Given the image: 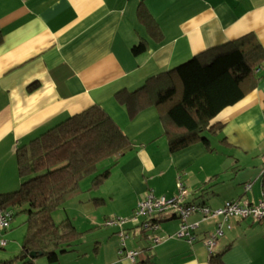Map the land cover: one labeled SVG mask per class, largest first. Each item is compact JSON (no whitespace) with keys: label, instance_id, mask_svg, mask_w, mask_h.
<instances>
[{"label":"crops","instance_id":"0c3cea01","mask_svg":"<svg viewBox=\"0 0 264 264\" xmlns=\"http://www.w3.org/2000/svg\"><path fill=\"white\" fill-rule=\"evenodd\" d=\"M141 4L158 22L161 41L140 21ZM248 33L264 46V0H0V194L21 186L19 147L93 106L103 108L136 146L94 188L120 175L114 190L128 189L124 197L129 199V212L101 218L98 212L105 198L82 199L83 192L70 199L65 210L79 198L85 215L81 222L68 217L85 232L82 243L60 253L57 262L38 257L35 264H134L120 257L117 229L106 227V221L130 216L150 191L174 197L179 180L190 191L188 201L212 208L227 200L257 203L262 198L264 67L258 87L212 120L221 127L217 135H209L210 150L197 143L171 152L158 109L151 106L131 118L117 97L141 87L151 75ZM142 39L148 48L136 54L133 46ZM217 136L221 140L215 146L212 137ZM234 181L241 189L228 184ZM246 183L252 184L249 190ZM228 187L234 196L221 200L218 193ZM189 221L199 222L193 243L169 237L181 224L170 218L161 223L163 243L148 250L134 225L128 227L126 245L142 250L143 257L147 251V264H209L204 238L214 232L216 220H203L196 213ZM228 224L231 228H223L214 251L223 253L226 264H264V223L249 217L232 218ZM7 232L0 230V240Z\"/></svg>","mask_w":264,"mask_h":264},{"label":"trees","instance_id":"16d2710c","mask_svg":"<svg viewBox=\"0 0 264 264\" xmlns=\"http://www.w3.org/2000/svg\"><path fill=\"white\" fill-rule=\"evenodd\" d=\"M138 15L153 37L161 41L158 22L144 4L139 6ZM147 48L145 39L133 46L136 54ZM263 67L264 46L254 33H248L151 75L141 87L120 92L117 97L131 118L145 108L158 109L171 152L197 143L210 150V136L217 135L221 127L219 122L212 120L258 87ZM135 149L134 142L99 106L58 122L29 144L19 147L17 163L21 186L0 194V207L13 211L12 220L24 213L27 229L20 252L0 259V264H35L38 257L57 262L60 253L75 250L82 243L85 232L79 231L68 217L57 222L55 211L83 192L84 178L92 176L91 188L99 187L111 176L113 168ZM106 160H112L111 165L101 168ZM186 203L207 205L188 201V197ZM170 218H178L183 223L176 211L157 214L160 224ZM141 221L145 220L130 223L128 227L137 226L149 244L148 250L164 242L150 239L153 232L143 229ZM187 222L193 223L189 217ZM197 228L193 230L196 236ZM158 232L160 234L161 229ZM142 254L134 264H147L150 254L147 251L144 257ZM222 256V252H211L209 264H226Z\"/></svg>","mask_w":264,"mask_h":264},{"label":"built area","instance_id":"2783aa9c","mask_svg":"<svg viewBox=\"0 0 264 264\" xmlns=\"http://www.w3.org/2000/svg\"><path fill=\"white\" fill-rule=\"evenodd\" d=\"M251 183H246L245 188L249 190ZM177 194L172 198L165 196H157L153 191L148 192L145 198L141 199L134 212L127 217H112L106 221V226L116 227L118 235L121 240V246L119 248V254L128 258L131 262L135 263L140 257L142 252L138 249H128L126 241L129 238L128 224L140 222L143 229L152 231L153 234L149 235V238L154 242L159 243L166 240V237L159 234L161 224L157 220V214L160 212L176 211L182 218L183 223L181 228L175 234L169 237L187 238L189 242H193L196 239V235L193 230L199 226V222L189 223L188 217L196 212H201L203 220L215 219L216 228L214 232L204 240L208 250L214 252L217 245L218 238L223 234V228H231L228 224L229 220L233 217L252 218L255 221L264 223V194L257 203H251L248 200L237 199L227 200L225 204L220 208H212L207 205L200 204H187L186 198L190 195L189 189L185 184L179 180L177 183ZM13 218V211L0 207V230L6 231L11 226ZM7 244L6 239L0 240V245L5 246Z\"/></svg>","mask_w":264,"mask_h":264},{"label":"rangeland","instance_id":"374dc122","mask_svg":"<svg viewBox=\"0 0 264 264\" xmlns=\"http://www.w3.org/2000/svg\"><path fill=\"white\" fill-rule=\"evenodd\" d=\"M212 139H213V143L216 146V145H219V143H220L219 141L221 140V136L212 137ZM223 146L224 145H221L219 150H221V148ZM111 162H112V160L104 161L101 164V168L108 167L109 165H111ZM117 175H118V173H117ZM119 176H117L115 178H112L109 181H107V183H105V185H103V187L100 188L99 190H95L96 188L90 190V186H91V182H92L91 179L93 178L92 176H88V177L84 178L83 181H82V183H83L82 184V189H83V192L85 193V195L81 196L82 199L87 198L88 195L90 197H95V198L96 197H99V198L103 197V198L106 199V204L105 205H101L100 209H99V212H98V215L101 218L104 217V215L113 216V215H120V214H124L126 212H129V211H126L129 208V207H127L129 199L127 200V198L124 197L125 196L124 194L127 193L128 189L124 190L123 188H120V189H123L124 191H122V190L118 191L117 189L114 190L115 184L120 178ZM228 184H234L235 185L234 188H240V185L237 182H235V183H230L229 182ZM216 188H217V186L215 187V189ZM218 195H220L219 198L221 200L225 196H234L233 189L229 188V187L228 188H223V190L220 191L218 193ZM78 200H79V198H75L72 201H70L68 203L67 210H65V207L62 206L60 209L55 211V214H54L55 220L57 222H60L62 220V218L64 219L66 217H69V215L73 219H76V220H78L80 222L82 221L81 218L85 219V215L81 211L82 207H79L80 203L78 202ZM130 202H133V200H130ZM224 204H225V202H223L222 205L220 204L221 206H218V207H215V208H220ZM94 215H96V214H94ZM117 217H124V216H117ZM26 219H27V216L24 213H19L11 221L10 229L6 230V232L8 231L6 233V234H8L6 236V240L8 241L7 242L8 245L7 244H6L7 246L6 245L5 246H1L0 245V259L2 257H4V256H7V255H8V258L9 257H13V256L17 255L20 252L21 243H22L21 241H23V238H24V235H25L26 229H27V225H26V222H25ZM112 229L116 230L117 228L116 227H112ZM19 236H21V241L18 239ZM116 236L118 237L119 245L121 246L120 237H119L118 234Z\"/></svg>","mask_w":264,"mask_h":264},{"label":"water","instance_id":"95a60500","mask_svg":"<svg viewBox=\"0 0 264 264\" xmlns=\"http://www.w3.org/2000/svg\"><path fill=\"white\" fill-rule=\"evenodd\" d=\"M34 257H36V254H33Z\"/></svg>","mask_w":264,"mask_h":264}]
</instances>
